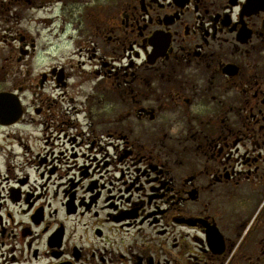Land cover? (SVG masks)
I'll use <instances>...</instances> for the list:
<instances>
[{
	"label": "flooded vegetation",
	"instance_id": "flooded-vegetation-1",
	"mask_svg": "<svg viewBox=\"0 0 264 264\" xmlns=\"http://www.w3.org/2000/svg\"><path fill=\"white\" fill-rule=\"evenodd\" d=\"M33 8L63 48L40 83L89 85L87 131L60 211L5 197L0 264H264V0H0L6 60Z\"/></svg>",
	"mask_w": 264,
	"mask_h": 264
},
{
	"label": "rangeland",
	"instance_id": "rangeland-1",
	"mask_svg": "<svg viewBox=\"0 0 264 264\" xmlns=\"http://www.w3.org/2000/svg\"><path fill=\"white\" fill-rule=\"evenodd\" d=\"M45 17L42 10L37 12L33 8L17 24L27 41L35 42V52L25 59L18 61L17 55L6 60L10 47L7 40L0 42V92L15 93L25 112L14 125L0 126V219L5 227H11L8 214L18 220L21 209L5 201L10 191L13 195L19 191L29 198H40L50 203L52 211H60L63 198L58 185L70 181L69 167L74 163L69 140L87 131L81 103L89 85H78L72 102L60 98L62 93L54 81L40 83L44 72L62 62L59 53L63 49L57 37L59 22L54 20L52 12H48V22ZM14 46L20 48L18 42ZM75 81L74 78L71 83ZM61 121L74 122L79 127L61 126Z\"/></svg>",
	"mask_w": 264,
	"mask_h": 264
},
{
	"label": "water",
	"instance_id": "water-1",
	"mask_svg": "<svg viewBox=\"0 0 264 264\" xmlns=\"http://www.w3.org/2000/svg\"><path fill=\"white\" fill-rule=\"evenodd\" d=\"M22 115L23 108L19 97L12 92H0V125H14Z\"/></svg>",
	"mask_w": 264,
	"mask_h": 264
}]
</instances>
